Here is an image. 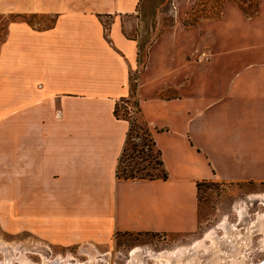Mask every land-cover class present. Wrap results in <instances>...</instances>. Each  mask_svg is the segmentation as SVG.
<instances>
[{
    "label": "crops",
    "instance_id": "0c3cea01",
    "mask_svg": "<svg viewBox=\"0 0 264 264\" xmlns=\"http://www.w3.org/2000/svg\"><path fill=\"white\" fill-rule=\"evenodd\" d=\"M199 1L172 0L174 25L137 71L138 38L127 32L143 0H0V18L52 19L7 20L0 39L5 232L56 249L190 234L199 184L264 181V0L250 12L225 1L181 26ZM193 49L208 61L191 60ZM131 93L165 179L116 175L129 123L113 110Z\"/></svg>",
    "mask_w": 264,
    "mask_h": 264
},
{
    "label": "rangeland",
    "instance_id": "374dc122",
    "mask_svg": "<svg viewBox=\"0 0 264 264\" xmlns=\"http://www.w3.org/2000/svg\"><path fill=\"white\" fill-rule=\"evenodd\" d=\"M225 1L235 2L244 12H250L256 2V0H200L194 8L191 6L180 14L178 19L181 26L190 27L200 18L216 16L219 7ZM138 17L140 18L139 22H136L133 29L127 32V36L138 38L137 71H140L145 63L147 48L161 33L173 27L176 15L172 7V0H143L142 11ZM17 18L37 28L48 27L52 22L48 16L42 15L0 18V39L3 35L5 22ZM196 51L198 50L193 49L190 53L191 60L195 54V63H197L195 57L198 54ZM132 79L131 76V92L134 89ZM132 94L127 100V104L118 103L117 106L118 116L124 117L131 127L124 151L117 164L118 176L127 175L131 169L141 167L149 169L151 174H158L157 170H150L153 165L155 149L149 137L143 133L144 129L139 117L133 113L135 109L130 105ZM139 127L142 128L138 129ZM197 191L199 226L194 233L117 235L109 245L93 246L96 254L99 255L95 264H134L135 261H131L130 252L135 248L158 253L180 247H190L194 242L203 239L204 235L215 227H217L216 235L220 237L218 246H212L210 241L205 240L206 247L199 248L195 253L193 252L194 255H187V259H175L172 264H183V262L186 264L189 259L187 264H264V220H258L259 215L264 218V202L249 200L252 195L264 194V181L261 183L251 180L243 183L206 182L199 184ZM236 208L241 210V212L239 211L243 217L241 223L240 214ZM222 223L227 224L228 234L219 229V225ZM2 243L28 246L30 249L25 251V259L29 264H49L48 262L50 264H87L89 260L90 249H84V245L56 249L28 237L11 235L5 232L0 224V246ZM37 243L40 244L41 249H35L32 246ZM18 253H13L11 257L9 254L6 256L0 247V264L5 263L6 257L10 259L7 264H21ZM144 264L156 263L151 258L144 257Z\"/></svg>",
    "mask_w": 264,
    "mask_h": 264
},
{
    "label": "bare ground",
    "instance_id": "6f19581e",
    "mask_svg": "<svg viewBox=\"0 0 264 264\" xmlns=\"http://www.w3.org/2000/svg\"><path fill=\"white\" fill-rule=\"evenodd\" d=\"M249 200L250 201H254V200L255 201H258L259 200V201L264 202V194L252 195V196H250ZM236 209L238 210V208H236ZM239 211L241 212V210H238V213H239ZM239 214H240V223H241L243 217H242L241 213H239ZM261 216L260 215L258 216V220L259 219H263L264 220V218H261ZM226 225L227 224H225V223L220 224L219 225V229L223 230L224 233L228 234V228L226 227ZM238 225H239V223H238ZM216 229H217V227H215L212 230H209L204 235L203 239H200L198 241L195 240L196 242H194L190 247H185V248L184 247H180V248H176V249L171 250V251H168L167 250V251H162V252H158V253H154V252L149 251V250L143 251V249H141V248H135L134 250H132L130 252V257L132 258L131 261H135L134 264H144V257H149L152 260H154V262L156 264H172V263H174V260L175 259H187V255H192L193 252L195 253L199 248L206 247L205 240L210 241L212 243L211 244L212 246L219 244V240H220L219 238L220 237L216 235V231H215ZM231 240H233V239H231ZM32 246L35 249L40 248L39 247L40 246L39 243L32 244ZM0 247H1L2 252L4 254L6 253L5 254L6 256L9 254V256L11 257L13 253L16 254L17 252H19L18 253L19 256H20L19 257V262L21 264H29L27 262V260L25 259V257H26V255H25L26 252L25 251H27L28 249H30L28 246H26V245H14V244L2 243ZM44 248H46V247L44 246ZM83 248L84 249H87V248L90 249L89 254H88L89 260H88L87 264H95V262L97 260V257L99 256V255L96 254L95 248L93 246H91V245H85V246H83ZM139 253H140V255H138ZM33 254H35V253L33 252ZM8 261H10V259L6 257L4 264H7ZM60 261H62V260H60ZM189 261H190V259L188 260V262ZM48 263L50 264V262H48ZM183 264H185V263L183 262Z\"/></svg>",
    "mask_w": 264,
    "mask_h": 264
},
{
    "label": "trees",
    "instance_id": "16d2710c",
    "mask_svg": "<svg viewBox=\"0 0 264 264\" xmlns=\"http://www.w3.org/2000/svg\"><path fill=\"white\" fill-rule=\"evenodd\" d=\"M127 100H129V99L120 100L119 103L127 104L128 103ZM130 105H131V107H133L135 109V111H133V113L138 116L137 103H136V101H135L133 96H132V101H131ZM117 106H118V104L115 105L114 110H113V114H114L115 118L126 120L124 117L118 116V114H117ZM141 125H142V127L144 129L143 133H145V135H147L149 137V133H148L147 129L145 128V126H144L142 121H141ZM141 128L139 127L138 129H141ZM130 130H131V127H129V129L127 131L124 147L126 145ZM149 139H150V137H149ZM150 142H151V140H150ZM151 144L153 146L152 142H151ZM124 147H123L122 153L124 151ZM154 152H155L154 153V158H153V161H152L153 165H152L150 170H157L158 174H151L148 171L149 169H146L145 167H141V168L131 169L127 175H123L120 178H123V179H148V180L165 179L166 175H165V172H164V170L162 168L161 161L159 160V152L157 150H155ZM122 153H121V155H122ZM116 175L118 176V171L117 170H116Z\"/></svg>",
    "mask_w": 264,
    "mask_h": 264
},
{
    "label": "built area",
    "instance_id": "2783aa9c",
    "mask_svg": "<svg viewBox=\"0 0 264 264\" xmlns=\"http://www.w3.org/2000/svg\"><path fill=\"white\" fill-rule=\"evenodd\" d=\"M195 61L197 63H204L208 61V57L204 53L200 52L196 55Z\"/></svg>",
    "mask_w": 264,
    "mask_h": 264
}]
</instances>
